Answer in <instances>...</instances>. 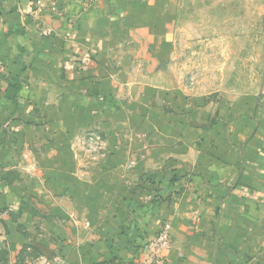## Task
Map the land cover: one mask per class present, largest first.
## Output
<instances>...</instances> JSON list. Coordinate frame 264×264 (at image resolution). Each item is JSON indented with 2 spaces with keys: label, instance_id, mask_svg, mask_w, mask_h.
Segmentation results:
<instances>
[{
  "label": "crops",
  "instance_id": "crops-1",
  "mask_svg": "<svg viewBox=\"0 0 264 264\" xmlns=\"http://www.w3.org/2000/svg\"><path fill=\"white\" fill-rule=\"evenodd\" d=\"M40 1L43 7L37 0H0V252L7 250L0 264H143L146 246L166 224L169 264H213L214 241L202 230L212 215L198 228L182 212L219 203L228 209L218 218L222 257L235 254L242 238L229 229L242 220L230 209L243 208L247 184L243 162L238 154L231 160L230 149L243 141L229 130L227 146L214 150L224 161L209 155L201 163L197 129L178 117L187 94L166 65L176 1ZM132 60L142 66L128 67ZM135 78L141 80L134 84ZM91 125L103 128L114 148L109 170L100 171L116 176L109 184L76 181L75 170L52 150L65 153L69 132ZM191 132L197 139L188 147ZM263 148L264 142L251 144L250 155L257 159ZM125 166L129 175L152 176L154 184L123 181ZM189 173L208 182L182 179L175 185L190 194L179 199L169 178ZM96 201L105 207L99 210Z\"/></svg>",
  "mask_w": 264,
  "mask_h": 264
},
{
  "label": "rangeland",
  "instance_id": "rangeland-1",
  "mask_svg": "<svg viewBox=\"0 0 264 264\" xmlns=\"http://www.w3.org/2000/svg\"><path fill=\"white\" fill-rule=\"evenodd\" d=\"M173 1L170 0V6ZM175 1L178 12L175 44L169 52L166 65L170 66L175 76L173 80L175 84L187 94L183 95L185 101H182V113L178 117L186 121L187 127L189 122L191 128L197 129L198 140L195 149L199 152L201 163L210 156H213L217 162L224 161L220 157V152L214 150H221L227 146L229 130L243 141L239 145L234 144V148L231 144L230 149V152L234 153L231 160L238 154L243 162L242 166L245 169L243 184H247L244 186L247 196L243 199V208L235 206L230 209L231 217L236 221L242 220V223H236L235 229H229L236 240L242 238V241L234 246L236 257H233L235 254L222 257L224 245L218 218L228 213V209L223 208L222 203L213 208L203 205L190 206L182 213L184 216H191L192 225L198 228L200 226L202 228L200 219L203 216L212 215L211 223H207L208 227L202 230L210 234L214 241L213 264H264V148L257 159L254 154L250 155L251 144L264 142V0ZM133 60L127 64L128 67L136 69L142 66ZM132 80L135 84L141 79ZM190 103H193L196 109H193ZM170 110L169 107L167 111ZM132 113L129 112L126 117L132 118ZM123 134L126 135L125 132ZM68 136L70 140L68 149L66 143L63 147L61 144L65 153L56 148L52 150L54 154L58 152L62 160L75 170L71 176L76 178V181L83 180L91 184L103 181L102 183L109 184L112 182L111 178L116 179V176L110 175L109 178V175L100 174L101 169L109 170L110 153L114 149L111 148L113 145L110 144L109 134L103 128L93 125L75 127ZM196 139L197 137L191 132L188 147L192 140L195 143ZM211 139L214 140L210 143ZM123 168L121 176L123 181L136 178L139 182L154 184L152 176L129 175L127 172L129 166ZM192 175L189 173L172 178L169 176L168 189L171 190L174 185L181 190L175 191L176 196L181 199L183 193L186 197L190 194L188 189L183 190L175 185L182 179L190 182L192 177H199L203 183L208 182L205 176ZM210 178L217 181L215 176ZM234 187L236 184L231 185V188ZM230 192L228 195L230 194L231 197ZM159 196L165 197V195ZM99 205L101 204H97L96 201L99 210L105 207ZM124 210L126 209L121 212L124 213ZM166 227H169L171 240L169 224L164 226L158 236ZM158 236L146 246L147 256L143 264H154V257L149 250ZM68 240L67 244L71 247L70 234ZM33 243L36 244L34 241ZM39 244L42 243L39 241ZM35 248L43 253L39 255H44L43 248L36 246ZM170 249L171 246L161 250V256L167 264L169 263L165 254ZM6 251L0 252L1 260H6ZM22 254L26 257L29 251L25 248ZM31 256L34 258L37 254L33 252ZM58 264H66V261L59 260Z\"/></svg>",
  "mask_w": 264,
  "mask_h": 264
},
{
  "label": "built area",
  "instance_id": "built-area-1",
  "mask_svg": "<svg viewBox=\"0 0 264 264\" xmlns=\"http://www.w3.org/2000/svg\"><path fill=\"white\" fill-rule=\"evenodd\" d=\"M39 6L42 5L40 0H37ZM43 6V5H42ZM41 6V7H42ZM90 55H85L81 59V65L87 66L90 63ZM171 240L169 236V227H166L165 230L158 236L157 240L153 242L150 246V253L153 255L154 264H167L166 260L161 256V250L170 248Z\"/></svg>",
  "mask_w": 264,
  "mask_h": 264
}]
</instances>
